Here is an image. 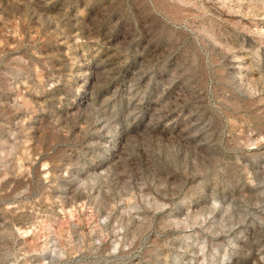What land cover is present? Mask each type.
<instances>
[{
	"label": "rangeland",
	"instance_id": "obj_1",
	"mask_svg": "<svg viewBox=\"0 0 264 264\" xmlns=\"http://www.w3.org/2000/svg\"><path fill=\"white\" fill-rule=\"evenodd\" d=\"M0 264H264V0H0Z\"/></svg>",
	"mask_w": 264,
	"mask_h": 264
}]
</instances>
